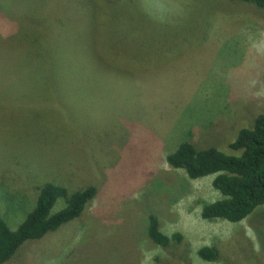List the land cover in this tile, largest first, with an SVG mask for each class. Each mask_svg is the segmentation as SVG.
<instances>
[{
	"label": "rangeland",
	"instance_id": "374dc122",
	"mask_svg": "<svg viewBox=\"0 0 264 264\" xmlns=\"http://www.w3.org/2000/svg\"><path fill=\"white\" fill-rule=\"evenodd\" d=\"M1 1L12 5L0 15L1 217L16 231L42 179L97 189L86 213L4 264H264V207L239 223L203 220L201 201L221 198L215 176L191 180L165 161L188 141L238 154L229 144L264 113V9ZM150 215L183 242L155 245ZM203 247L220 260L203 261Z\"/></svg>",
	"mask_w": 264,
	"mask_h": 264
},
{
	"label": "trees",
	"instance_id": "16d2710c",
	"mask_svg": "<svg viewBox=\"0 0 264 264\" xmlns=\"http://www.w3.org/2000/svg\"><path fill=\"white\" fill-rule=\"evenodd\" d=\"M157 1L158 4L162 3ZM240 1L264 9V0ZM145 2L152 3L150 0ZM152 4L155 12V4ZM11 6L0 0V15L6 14L9 17ZM165 7L168 11L171 9L169 5ZM152 12L148 14L152 16ZM126 52H129L128 46ZM253 122L251 128L241 129L236 139L229 144V149L238 153L236 155L221 151L217 144L200 149L197 146L199 143L188 141L181 143L173 153L166 156L165 161L169 167L184 170L191 180L215 176L212 188L220 193L221 198L214 202L201 201V219L239 223L257 208L264 207V113L259 114ZM47 180L42 179L36 186L37 193L31 198L25 196L34 202L35 207L31 211H22L23 215L27 212V216L23 222L20 223L22 219L15 222V225L20 223L16 231L0 215V264L10 261L24 243L43 240L82 216L87 211L88 203L97 195L94 186L70 193L66 187ZM58 200H63L65 207L53 213ZM117 212L120 213V210ZM147 219L149 224L146 234L155 245L169 248L171 245L178 247L183 242L181 233L172 236L163 233L155 215ZM198 256L203 261L214 263L220 260V251L217 247H203L198 251Z\"/></svg>",
	"mask_w": 264,
	"mask_h": 264
},
{
	"label": "clouds",
	"instance_id": "9594fccd",
	"mask_svg": "<svg viewBox=\"0 0 264 264\" xmlns=\"http://www.w3.org/2000/svg\"><path fill=\"white\" fill-rule=\"evenodd\" d=\"M0 25H1V23H0ZM230 223H231V222H230ZM24 245H25V244H24ZM21 248H22V247H21ZM13 258H14V257H13ZM13 258H12V259H13ZM12 259H11V260H12Z\"/></svg>",
	"mask_w": 264,
	"mask_h": 264
}]
</instances>
